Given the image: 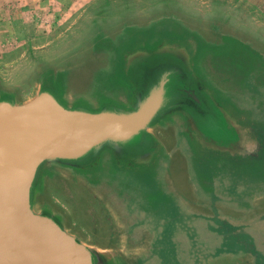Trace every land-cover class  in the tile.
Segmentation results:
<instances>
[{
  "label": "water",
  "instance_id": "95a60500",
  "mask_svg": "<svg viewBox=\"0 0 264 264\" xmlns=\"http://www.w3.org/2000/svg\"><path fill=\"white\" fill-rule=\"evenodd\" d=\"M186 1L235 23L170 7L147 11L97 34L89 54L43 68L31 92L0 86V264L150 261L156 250L147 200L162 195L182 161L191 194L176 200L204 219L195 243L205 234L210 241L205 227L226 240L203 261L198 251L201 263L245 248L250 233L264 245V232L242 221L253 214L264 227V48L237 30L249 21L243 13ZM219 162L226 163L222 175ZM135 172L145 186L124 179ZM53 181L63 182L71 210L70 183L87 187L91 225L98 229V210L117 226L116 238L101 245L73 210L82 229L72 224L51 194L61 187ZM232 186L238 194L217 197Z\"/></svg>",
  "mask_w": 264,
  "mask_h": 264
},
{
  "label": "rangeland",
  "instance_id": "374dc122",
  "mask_svg": "<svg viewBox=\"0 0 264 264\" xmlns=\"http://www.w3.org/2000/svg\"><path fill=\"white\" fill-rule=\"evenodd\" d=\"M144 1L0 0V86L17 89L23 94L31 92L34 88V78L43 68L67 64L82 53L89 54L86 48H88L90 40L97 34L114 29L129 20L149 17L147 11L162 13L168 11L170 7L182 12L186 17H193L194 19L198 18L192 16L191 11L195 12L193 15H197L203 20L211 17V20L219 21L226 26H231L232 22L235 23L233 19L228 18L222 12H214L211 9L202 10L201 7L198 9L196 6L189 5L186 0H152V3ZM191 1L209 6L219 5L224 9L230 7L231 11H235H233L234 13H243L249 18V21L243 26L240 25L241 27L237 30L242 31L264 48V0ZM141 3L148 4L140 6ZM201 18L199 19L203 22ZM238 21L244 22V19L239 18ZM225 164V162L217 163L220 175L224 174L226 170ZM158 165L162 171L161 165L163 164L159 163ZM186 171V165L182 161L180 170L172 169L168 177L169 181L162 190V195L156 199L153 197L147 200L146 213L150 221L151 233L155 236L153 248L156 251H152L151 260L144 264H208L205 259L204 263H201L200 259L197 258L198 251H200L199 255L203 261L205 252L210 253L212 247H217L221 242L226 241L221 235L214 233L213 228L205 227L213 233L210 241L205 234L202 236L201 245L200 242L195 243L198 241L195 234H200L202 231L200 229L204 226L202 212L199 210L195 212V215L187 212L184 205L176 200L180 198L176 194H182L185 197L184 193H187ZM154 175L155 171L152 172L150 178H153ZM131 177L136 181L140 179L136 172L124 179ZM250 178L255 179L254 174H251ZM138 181L141 186H145L148 180L140 179ZM50 184L61 186L58 189H51V194L56 203L64 209L72 224L82 229L78 222L72 218L74 216L73 210L80 219L79 223L101 245L105 246L112 238H116L117 226L113 220L102 219L98 210L95 211L99 218L98 229L91 225L88 207L93 202L90 201L91 198L88 194L90 191L87 187L74 182L70 183L74 195L71 201V210L67 203L69 192L65 190L63 182L53 181ZM153 184L156 187V181ZM260 185L264 186V182H261ZM260 185L257 186L260 187ZM228 191L229 194L223 188L218 190L216 195L217 197H227L239 193L236 186L228 188ZM188 192L191 194L190 189ZM216 201V199H210V203L213 204L209 205L211 210L219 208L215 204ZM246 204V202H242L243 211L247 207ZM95 205L97 207L96 203ZM256 219L253 214L251 216L246 214L245 218L242 219L245 227L246 225L251 227L252 222L257 229L255 231L253 228H246L247 234L253 231L264 232V227H258ZM261 219L263 220L259 224L264 226V216ZM224 220L231 222L226 218ZM250 235L251 238L248 237L245 248L242 246L235 254L229 253L219 256L216 263L264 264V245L257 243L256 234L250 233ZM232 260L234 261L231 262Z\"/></svg>",
  "mask_w": 264,
  "mask_h": 264
}]
</instances>
